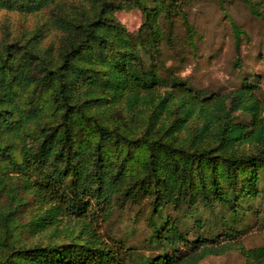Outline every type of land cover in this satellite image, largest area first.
<instances>
[{"label":"trees","instance_id":"obj_1","mask_svg":"<svg viewBox=\"0 0 264 264\" xmlns=\"http://www.w3.org/2000/svg\"><path fill=\"white\" fill-rule=\"evenodd\" d=\"M189 1L0 0V264H197L231 250L264 263L240 230L181 220L219 204L237 220L236 192L256 195L264 175L257 86L205 94L180 75ZM133 9L130 32L115 14ZM10 14L31 22L13 30ZM142 200L144 243L160 251L148 256L101 231Z\"/></svg>","mask_w":264,"mask_h":264},{"label":"rangeland","instance_id":"obj_2","mask_svg":"<svg viewBox=\"0 0 264 264\" xmlns=\"http://www.w3.org/2000/svg\"><path fill=\"white\" fill-rule=\"evenodd\" d=\"M251 4L259 10L264 0H190L183 4L188 22L195 30V46L190 51L186 46L180 75L194 90L205 94L224 93L247 81L257 86L256 94L264 102V15L253 13ZM115 15L130 32L141 23V12L137 9L118 11ZM30 22L31 17L16 20L10 14L13 30L22 24L28 26ZM232 23L240 30L239 52L235 47L236 33ZM175 31L184 40V27L180 20L176 22ZM170 63L171 60L167 59V64ZM236 120L248 123L249 117L239 114ZM260 179L258 193L251 198L236 192V200L244 209L237 220L232 218L226 206L219 204L212 210L202 206L195 211L184 210L182 222L191 226L195 220H202L214 225L213 232L227 231L232 227L241 231L239 240L246 248L264 247V175ZM145 201L114 209L111 219L101 227V231L104 237L121 240L148 256L160 251L144 243L150 229L147 223L149 207ZM223 218L227 224L224 228L221 225ZM187 236L193 238L194 234L189 232ZM197 264H245V260L239 251L231 250L207 256Z\"/></svg>","mask_w":264,"mask_h":264}]
</instances>
